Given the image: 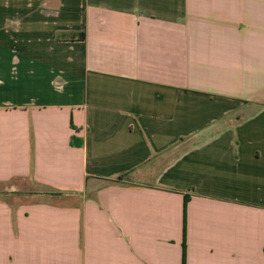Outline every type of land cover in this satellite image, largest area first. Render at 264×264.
<instances>
[{
	"label": "crops",
	"instance_id": "crops-1",
	"mask_svg": "<svg viewBox=\"0 0 264 264\" xmlns=\"http://www.w3.org/2000/svg\"><path fill=\"white\" fill-rule=\"evenodd\" d=\"M0 189V264H264V0H0Z\"/></svg>",
	"mask_w": 264,
	"mask_h": 264
},
{
	"label": "trees",
	"instance_id": "trees-1",
	"mask_svg": "<svg viewBox=\"0 0 264 264\" xmlns=\"http://www.w3.org/2000/svg\"><path fill=\"white\" fill-rule=\"evenodd\" d=\"M62 36L65 38H69V39H75V36H79V38L83 39V40H85V38H86L85 32H82V33H72V32L71 33H64Z\"/></svg>",
	"mask_w": 264,
	"mask_h": 264
},
{
	"label": "rangeland",
	"instance_id": "rangeland-1",
	"mask_svg": "<svg viewBox=\"0 0 264 264\" xmlns=\"http://www.w3.org/2000/svg\"><path fill=\"white\" fill-rule=\"evenodd\" d=\"M3 188H4V187H3ZM1 189H2V188H1ZM1 189H0V190H1ZM4 189H5V188H4Z\"/></svg>",
	"mask_w": 264,
	"mask_h": 264
}]
</instances>
